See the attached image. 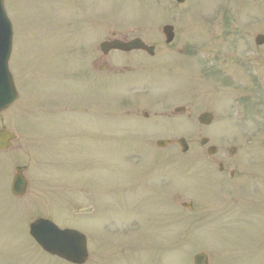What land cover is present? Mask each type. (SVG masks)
Instances as JSON below:
<instances>
[{
	"label": "rangeland",
	"instance_id": "1",
	"mask_svg": "<svg viewBox=\"0 0 264 264\" xmlns=\"http://www.w3.org/2000/svg\"><path fill=\"white\" fill-rule=\"evenodd\" d=\"M65 1L68 2L5 0L14 27L10 70L19 100L0 115V129L17 133L20 139L12 151L0 153V259L4 256L7 260L10 253L14 264H59L29 236V225L38 218H46L61 228L80 230L91 241L97 234H104L110 240L106 246L109 264H193V257L203 251L212 264H264V248L258 245L264 239V199L248 203L249 183L242 175L236 176V184L228 187L230 195L224 194L222 200L210 191L214 189L205 186V150L201 149L200 140L211 135H206L196 120L205 111L217 115L213 101L218 105V99L214 96L213 101H202V87L193 77L196 68L193 66L188 72L187 85L178 97V74L167 76L161 69L153 70L152 58H141L137 68L117 76L115 71L110 87L104 86V74L91 67V53L97 54L99 44L110 37L102 29L105 22L106 28L111 26L110 30L125 33L121 36L141 37L154 45L159 39L163 45L161 28L167 24L175 26L182 45L196 30L191 25L199 24L204 16L226 15L238 21L234 24H251L250 31L264 34V0H248L249 5L241 0H207L197 8L196 0H187L181 6L171 0H83L84 6L78 0H69L70 7ZM88 17L93 26L91 30L86 25L89 32L80 23ZM237 41L236 34L228 39L230 45ZM185 97L192 104L191 120L154 117L170 115L183 105L180 100ZM107 106L111 112L110 150L105 144L87 147L89 141L83 138L73 146L59 140L63 122L72 118L78 125L73 121L65 123L69 132L82 128L87 131L89 125L93 128L99 121L104 131L102 114ZM88 111L99 113L97 119L88 117ZM144 112H148V120L143 118ZM237 131L229 128L222 129V134L213 132L216 139H227L220 147L239 148L246 163L251 158L250 136L242 132L238 135ZM167 138H185L190 150L183 154L179 147L169 148L174 164L169 174L175 196L174 219L160 223V199L144 197L141 190L126 196L123 193L135 187L141 178L132 179L141 175L153 177L161 188V182H167V170L155 169L159 154L151 146ZM89 152L95 157L92 166L78 157L88 156ZM105 160L109 161L111 182L104 190V175L108 176L103 171ZM17 166L29 167L30 193L22 200L14 199L10 193ZM91 180L96 183L92 189ZM238 188H243L242 194L234 193ZM93 190L94 200L101 204L100 212H107L104 191L110 198L108 221L102 213L74 215L76 207L90 205L93 199L89 193ZM171 196L165 192L161 199L167 203ZM127 200L132 203L125 210ZM234 200H239L234 203L236 206L232 204ZM141 201L143 205H137ZM181 202H192L194 211L183 210ZM164 216H168L167 209ZM94 224L98 233L93 231ZM137 236L142 240L129 242L130 237ZM255 247L257 252L252 250Z\"/></svg>",
	"mask_w": 264,
	"mask_h": 264
},
{
	"label": "flooded vegetation",
	"instance_id": "2",
	"mask_svg": "<svg viewBox=\"0 0 264 264\" xmlns=\"http://www.w3.org/2000/svg\"><path fill=\"white\" fill-rule=\"evenodd\" d=\"M247 2L249 3V1ZM233 23L235 21L225 20L223 17L204 16L198 25L192 26V28L199 29L197 34L187 36L182 45L179 44L178 40H175L174 42L177 45L163 46L161 48L162 51L151 58L154 59L153 69L164 68L167 70V76L178 74L180 78L178 85L182 86L179 87L177 85L179 88L178 97L182 94V89L187 85L188 72L193 66L196 68L193 77H199V80H201V98L207 100L209 94L212 97L216 96V99H218L217 115L211 125L202 127L206 135H211L210 138L206 137L209 140L208 145L202 147V150H205V164L203 167L205 186L210 189H216V194L224 192L226 196H229L228 187L236 184L234 181L237 175H242L249 183L248 193L251 203H253L258 201L257 199H264V45L253 46L252 43L254 42L255 44V38L257 37L255 32L247 30L246 26H241L242 30H235L236 26ZM235 34L238 41L230 45L228 39ZM121 40L128 41L129 39L125 37L121 38ZM146 55V53L141 51L130 53L112 51L107 55L98 53V55L94 56L91 67L96 69L99 74H104V86L110 87L115 71L114 74L117 76L126 70H130V68H137L136 66L142 61L141 58ZM94 84L95 81L92 80L91 85ZM91 87L94 88V86ZM208 87L212 88L209 89ZM180 101L184 102L183 105L175 108L173 114L172 112L170 115L161 114V117L191 120L192 112L190 106L192 104L189 103L187 97L182 98ZM109 109L110 107L107 106V110L102 114L105 122L103 131L105 146L110 145L108 140L110 137L111 112ZM176 109H181L179 115H175ZM87 114L88 117L97 119V113L88 111ZM145 116H148V113H144V118ZM154 117L158 118L159 115L155 114ZM65 123L67 122L63 124ZM75 123L78 125V122ZM91 127L92 125H89L87 131L82 128L77 132H69L67 128H63L59 133V137L63 143H67L70 146L75 143L79 144L77 141L80 138L89 141L87 143L88 147L91 145L95 146L96 135L94 126L93 128ZM229 128L238 130L237 133L243 132L250 135L249 156L251 158L245 159L246 163L241 152L239 154L240 150L238 148L231 152V147L229 149L220 147L221 143L227 142V139L222 138V136H219L218 139L215 137L217 132L222 134V129ZM214 130L216 133L213 132ZM151 146H157V143ZM210 146L216 148L214 156L207 155V150H209ZM173 147L157 149L159 157L155 160V169L157 171L167 170L168 172V176H164V178H167V182H161L162 188L161 185H156L153 177L141 175L136 179H132L137 181L141 178V180L137 181V185L123 193V196H126L134 190H141L144 197L160 199V202H158L160 206L158 209L156 208L159 212L160 223L172 222L174 219L172 212L175 196L172 194L169 176L174 166L173 154L169 151V148ZM61 152L63 155L64 151ZM231 153L234 155L232 156ZM78 157L86 161L89 166L94 163V155L91 152L88 153V156L82 154V156ZM107 161L105 160L104 163V173L109 172V163L107 164ZM91 182H93V185H90ZM110 182L109 174L108 176L104 175V190L107 189ZM95 184L91 180L89 182L90 188L92 189ZM242 189L238 188L234 193L242 194ZM165 192L169 196L172 195L167 203L161 199ZM104 193L106 195L107 212H105L106 209L100 212L101 204L94 200L95 190L89 193V198L93 199L90 203L93 212L91 215L96 216L102 213L103 218H107L108 221L111 215V209H108V205L111 204L107 192L104 191ZM125 203V209L127 210L132 202L130 203L127 200ZM138 204L143 205V202H138ZM166 209L168 210V216H164ZM92 228L95 233H98L96 232L97 227L95 224ZM141 240L139 236L129 238V242ZM109 242L110 240L104 234H97L91 241L92 250L89 252V260L86 264H109V256L106 251V246L109 245ZM57 260L59 264H69L63 260ZM5 263L14 264L12 254H8Z\"/></svg>",
	"mask_w": 264,
	"mask_h": 264
},
{
	"label": "water",
	"instance_id": "3",
	"mask_svg": "<svg viewBox=\"0 0 264 264\" xmlns=\"http://www.w3.org/2000/svg\"><path fill=\"white\" fill-rule=\"evenodd\" d=\"M4 0H0V113L13 106L18 93L15 87L13 76L9 70V60L12 51V25L4 10ZM183 3L184 0H176ZM172 28L166 27L164 34L170 42L173 36H170ZM103 49H142L152 53V48L148 49L140 40H135L128 44L112 43L111 45H102ZM210 119L205 115L199 119L204 123ZM17 136L7 130H0V150H9ZM183 151H188V146L184 140L178 142ZM204 143V142H203ZM160 146L166 145L164 142ZM26 167L16 168L13 180L12 191L16 197H24L27 193L28 183L25 178ZM184 207H192L190 204ZM30 235L42 247L44 251L52 256H57L73 264H84L88 258L87 240L85 235L75 230H61L54 223L45 219H38L30 226ZM194 264H209L208 256L205 253L198 254L194 259Z\"/></svg>",
	"mask_w": 264,
	"mask_h": 264
}]
</instances>
